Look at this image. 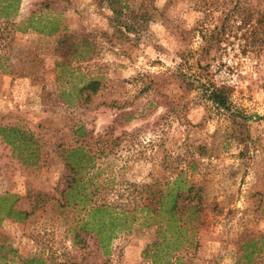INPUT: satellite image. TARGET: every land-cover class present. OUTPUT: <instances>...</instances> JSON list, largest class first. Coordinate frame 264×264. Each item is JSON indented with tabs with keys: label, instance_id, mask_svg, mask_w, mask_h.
<instances>
[{
	"label": "rangeland",
	"instance_id": "obj_1",
	"mask_svg": "<svg viewBox=\"0 0 264 264\" xmlns=\"http://www.w3.org/2000/svg\"><path fill=\"white\" fill-rule=\"evenodd\" d=\"M119 2L115 15L104 0H0V264H153L141 251L154 228L106 254L88 235L72 243L61 154L78 145L95 154L90 200L129 202L181 170L202 188L203 224L169 264H246L241 241L264 238V0ZM60 34L79 38L75 51ZM89 78L101 87L88 103L68 96ZM4 128L31 137L34 164ZM9 204L28 216L6 218Z\"/></svg>",
	"mask_w": 264,
	"mask_h": 264
},
{
	"label": "trees",
	"instance_id": "obj_2",
	"mask_svg": "<svg viewBox=\"0 0 264 264\" xmlns=\"http://www.w3.org/2000/svg\"><path fill=\"white\" fill-rule=\"evenodd\" d=\"M104 1L112 13L115 15L121 13L120 0ZM53 25H50L53 27L51 32H57ZM76 40L79 38L72 34H60L57 48L62 49L64 53L71 52V50L75 51ZM100 87L99 80L89 78L83 80L80 86L71 87L68 96L79 97L81 104H85L89 102L92 95L99 91ZM71 92H74V95L70 94ZM208 98L215 104L225 107L227 93L223 88L212 87L211 90H208ZM128 119L126 118V121ZM117 124L120 122L119 119L115 118L111 129ZM80 129H78V136H85L86 132ZM3 130L8 132V135H3L7 144L18 143L20 146L21 144L25 146L27 142L30 145L27 147V159H32L31 164H34L37 156L34 154L35 150L32 147L31 137L26 136L24 131L20 132L13 128L1 129V131ZM94 155L81 145L65 149L61 154L66 168L71 172L61 191L64 203L60 205L72 210L71 220L67 226V232L71 234L72 243H81L86 237L85 235H88L94 240L98 248L106 254L111 241L119 234L129 233L134 229L154 228V238L142 249V258L150 259L153 264L160 262L169 264L171 258L177 261L179 257L186 254V248L194 242V239L189 237L187 232L203 224L202 188L189 183L186 178L182 177L184 172L181 170L174 177L167 178L163 182L153 179L143 184L138 193V198H133L129 202H121L112 207L110 204L90 200L89 197L96 188L90 192L85 186L86 182H82V172L93 167ZM1 200L3 198H0ZM131 201L134 206L130 209L129 203ZM3 212L6 218L16 221L23 220L29 214L13 208L11 204L5 205ZM181 250L184 253L178 254ZM263 251L264 238L247 236L241 241L240 252H242L246 264H255V258Z\"/></svg>",
	"mask_w": 264,
	"mask_h": 264
}]
</instances>
